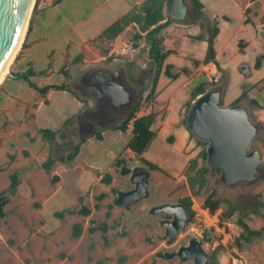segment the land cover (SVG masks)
Here are the masks:
<instances>
[{"label":"rangeland","instance_id":"obj_1","mask_svg":"<svg viewBox=\"0 0 264 264\" xmlns=\"http://www.w3.org/2000/svg\"><path fill=\"white\" fill-rule=\"evenodd\" d=\"M44 1L48 3L46 10L33 14V38L39 36L46 25L51 31L62 25L64 37L50 38L35 47L33 55L38 60L34 65L36 68L45 67L46 72L39 73L34 79L42 85L62 83L65 76L61 69L65 67L71 73L76 95L57 89L42 94L24 78L12 76V71L20 72L21 66L26 70L30 65L29 59H24L32 44L30 35H27V45L21 48L19 58L1 86L14 90L13 97L4 101L0 110V193L11 188L10 174L16 168L21 169V183L5 204V215H0V264H168V260L160 256V251L167 247L160 236L163 228L148 212L157 199L156 195L141 201L131 214L116 201L117 189L129 180L119 171V159L130 164L142 162L128 147L131 128L125 132L112 126L101 129L103 140H99L96 134L85 137L87 131L81 133L78 116L83 112L84 102H92L75 89L76 84H83L89 71L124 64L130 66L137 76L153 78L155 66L150 62L148 44L145 40L140 41L139 47L133 44L138 30L136 25H130L116 39L99 38V34L136 0H108L105 3L104 0H40L39 7ZM203 1L207 4L205 10L209 16L223 14L219 20L222 30L217 47L219 59L228 73L219 70L215 64L193 67L190 57H203L207 43L194 40L190 35L208 31L202 20L194 15L192 2L186 0V5L182 6L186 15L182 19L175 18L164 30L166 43L178 51L166 60L165 65L174 63L181 75L172 79L163 71V83L158 87L159 98L147 99L152 87L150 82L137 112L142 115L149 112L154 103L157 104L155 109L159 115L153 127L158 134L146 149L145 156L168 169L174 181L157 185L161 174L154 171L155 193L160 188L163 190L168 185L186 181L185 168L202 149L196 136L184 124L192 79L205 75L210 82L221 84L229 76L225 103H232L245 87H249L251 95L264 104V64L261 68L255 67L258 56L264 55V38L257 31L264 27V0L254 3L249 14L258 22L257 30L252 23L245 22L247 0ZM166 13L170 15L168 8ZM224 15H229L232 20H227ZM240 42L244 47L247 44L245 51L240 49ZM81 52L84 59L74 62ZM262 59L264 61V57ZM243 64L250 67L245 78L241 75ZM187 66L194 69L189 76L182 72ZM242 103L249 105L255 121L264 123V118L259 117L256 106L249 99ZM42 127L57 130L56 138L53 141L43 138ZM170 135H174V142L169 141ZM81 141H84L81 152L75 160L64 162L58 159L51 172L44 168L43 162L51 154L55 157L67 155ZM253 147L260 148L264 165V130L255 139ZM106 173L113 177L110 183L103 180ZM56 175L59 179L54 181ZM213 187L218 189L219 196L228 197L239 205L241 210L232 218L222 220V213L229 209L227 203L215 213L204 206ZM187 189L189 191V187ZM101 193L107 195L98 209L97 196ZM81 196L92 208L90 214L67 213L65 218L56 214L68 208H80ZM192 200L197 227L200 230L214 229L218 241L227 247L219 253L222 264H264V235L251 243L244 242L243 247L237 245L242 233L238 218L243 212L248 213L246 220L253 228L264 226V179L254 186L245 185L238 189L209 180L201 193L192 194ZM141 216L144 218L137 224ZM76 223L83 224L79 236L73 235ZM104 223L108 226L107 238L101 229ZM90 226L98 230L91 232ZM176 262L174 260L172 264Z\"/></svg>","mask_w":264,"mask_h":264},{"label":"trees","instance_id":"obj_2","mask_svg":"<svg viewBox=\"0 0 264 264\" xmlns=\"http://www.w3.org/2000/svg\"><path fill=\"white\" fill-rule=\"evenodd\" d=\"M62 1V0H60ZM193 4V13L197 19L202 20V25L206 27L208 31V35L205 33H200L196 35H190V37L194 40H206L208 42V47L204 57L197 58V57H190L193 61V67L199 68L201 65L214 63L219 70L226 71V69L221 64V61L218 58V51L216 48V39L221 32L220 22L215 18H211L208 16L205 10V2L203 0H190ZM170 0H142V2L133 5L130 9H128L124 14H122L119 18H117L114 22L108 25L100 34L99 38L102 39H116L120 34H122L130 25L135 24L138 27V30L134 34L133 44L136 47L140 46V41L145 40L148 44V54L150 58V62L153 66H155L154 75H153V83L149 94L147 95L148 100H154L158 94V87L160 78L162 73H164L172 78L177 79L181 73L180 72H173V68L175 67L174 63H166V60L169 58L170 55L174 53H178L177 49L175 48H168L166 45V35L164 30L172 24L175 20L174 15L167 16L166 9L168 8ZM40 0H37L34 15L38 12ZM252 11V7L248 6L245 9L246 14V23H253V20L250 17V13ZM34 15L31 21V25L29 28L28 37L30 32L33 28V21ZM227 20H232L229 15H224ZM254 24V23H253ZM27 37V38H28ZM27 45V40L24 42V47ZM240 49L244 50V46L242 42L239 43ZM21 53V52H20ZM17 56L16 60L20 56ZM264 55H260L257 58L255 67L261 68L263 65V58ZM84 59V53L81 52L74 59V62H79ZM193 67L187 66L183 68L182 72L185 75H191L193 72ZM46 70H41L40 73H44ZM61 72L65 76V80L62 83H49L45 85H40L37 81L32 79V76L36 75L38 72L35 70L33 66H29L28 69L24 71H20L17 73L11 72L12 75L16 76L17 78H24L28 81V83L33 86L35 89L40 91L42 94H47L50 89H57V90H68L72 94L76 95L71 83V73L68 69L63 67ZM228 73V72H227ZM217 82H210L205 75L201 76L200 78L192 81L190 83L191 86V99L187 103V111L191 107L192 100L201 92L205 91L208 87H213L216 85ZM2 89V88H1ZM0 89V91H1ZM250 88L245 87L242 93L233 100V103H241L244 100L249 99L250 103L252 104H259V101L256 98H250L249 92ZM141 104H138L136 109L129 114L122 122L118 123L114 128L121 130V131H128L131 128L132 136L129 139L128 147L139 157V159L151 165L154 169H158L162 171L164 174L171 176V173L161 166L160 164L152 161L151 159L145 156V151L152 142V140L157 136L158 132L153 127L156 120L158 112L155 110H151L150 112L144 113L142 115H137V112L140 109ZM184 124L187 125V116L184 118ZM187 128L189 129L188 125ZM190 130V129H189ZM41 133L43 138L53 141L58 131L50 128V127H42ZM190 133L194 135L193 132ZM96 136L99 140L104 139V135L102 134V130L96 133ZM169 141L174 142L175 137L174 135L169 136ZM84 141L77 143L74 148L67 154L62 155L59 157H55L51 154L44 162L43 166L48 171L51 172L53 164L56 160L60 159L64 162H72L75 160L80 152L81 146ZM198 144L202 145V149L200 152L195 156L192 157L186 168H185V175L187 177V181L191 187L193 194H199L205 188L208 182V174L211 170V167L208 164V152H207V141L197 139ZM125 161L124 159H119V164ZM20 168H16L11 174V188L13 192L17 191L19 184L21 183L20 179ZM221 171V169H219ZM59 176L56 175L54 181H57ZM113 177L110 173H106L104 176V181L110 183ZM107 194L101 193L97 196V203L96 208L100 209L102 207V200L105 198ZM117 201V198H116ZM80 202L82 206L78 209L75 208H68L63 211H58L56 214L59 215L61 218H65L67 213H83V214H90L92 212V208L84 203V197H80ZM8 203V202H7ZM5 203V204H7ZM193 203L191 198L190 205ZM223 203H227L229 205V209L222 213V220L232 218L238 210H241L239 205H237L232 199L228 197H222L218 195V190L214 189L213 192L205 199L204 206L208 208L212 213L217 212ZM5 204L0 205V215H5L4 206ZM257 213H260L259 210H256ZM109 214H111L109 212ZM248 213L243 212L238 218V223L242 227V233L240 238L237 239V245L239 247H243L244 242L251 243L255 240V238L264 235V226L261 228H253L249 222L246 220ZM104 236L107 238V231L108 226L107 223H104L101 227ZM98 230L97 227L90 226L91 232H96ZM83 232V224L76 223L74 224L73 235L79 236ZM226 245L222 244L218 248V250L214 253L213 264H222L218 254L222 250H226Z\"/></svg>","mask_w":264,"mask_h":264},{"label":"water","instance_id":"obj_3","mask_svg":"<svg viewBox=\"0 0 264 264\" xmlns=\"http://www.w3.org/2000/svg\"><path fill=\"white\" fill-rule=\"evenodd\" d=\"M36 3L37 0H0V74L21 42V48L23 47ZM185 5L186 2L183 0H170L168 4L170 14L176 17L185 14L182 10V6ZM259 34L264 38V27L259 29ZM241 70L248 73L250 67L243 64ZM173 72H178L176 67L173 68ZM228 85L229 76L221 84L208 87L199 93L192 100L188 110L187 125L197 139L208 142V164L211 169H221V179L226 186H234L242 181L254 186L264 179L262 152L260 148L253 147L255 139L264 130V123L252 118L248 104L224 102ZM109 92L113 97V106L121 105L130 97L129 92L123 87L110 88ZM107 106L109 108L111 105ZM118 123L119 118L112 114L111 119L102 124V127L103 129L115 127ZM95 129L93 124L88 128L85 137L95 135ZM119 171L122 175L128 176L129 180L123 187L117 189V202L131 214L142 200L154 197L155 186L152 181L154 168L144 162L130 164L123 161L120 163ZM12 195V188L0 193V205L7 203ZM164 211L176 212L174 219L162 220V224L167 228V235L174 237L176 232L186 225L188 210L183 205L171 207L166 203H158L152 205L148 212L150 215H157ZM140 222L141 219L136 221L137 224ZM198 247L199 254H195L188 246H183L178 252L164 250L163 253L169 259H174L179 254L183 260L195 258L196 264H207L206 250L200 244ZM187 251L190 254H186Z\"/></svg>","mask_w":264,"mask_h":264},{"label":"flooded vegetation","instance_id":"obj_4","mask_svg":"<svg viewBox=\"0 0 264 264\" xmlns=\"http://www.w3.org/2000/svg\"><path fill=\"white\" fill-rule=\"evenodd\" d=\"M183 1L186 2V0ZM184 16L185 14H182L177 17L175 16V18L182 19ZM150 82L153 83V78L150 76H137L134 74V70L130 66L124 64L112 68L97 67L96 70L86 73L85 77L83 78V84H76L75 88L77 91L80 90L84 97L92 100L91 103H89V101L84 102L85 107L83 112L78 115L81 133L87 131L88 128H90L93 124L96 128L95 132H99L101 129H103L102 124L107 123L109 119H111L112 114H115L117 118H119V123L122 122L136 109L138 104H141V98L143 97L144 91ZM119 87H123L126 91H128L130 97L121 105L113 106V97L111 96L109 89H117ZM108 104L111 105L109 108L107 106ZM154 171H158L161 174L160 178L156 182L157 185H163L166 182L171 183L174 181L173 175L169 170L168 171L171 173V176L164 174L158 169H154ZM209 180L215 184L225 185L222 182L221 171H219V169L210 170L208 174V182L205 188L208 186ZM245 185L248 184L242 181L230 187L238 189ZM188 187L189 191L187 189ZM214 189L216 188L213 187L212 191L207 195V197L213 192ZM192 194L191 187L186 177V181H183L178 185H168L163 190L162 188L158 189L155 193L157 199L151 204L152 206L158 203H166L171 207L183 205L189 213V216L186 220V225L180 228L174 237L167 235V228L162 224V220L174 219L176 212L169 213L164 211L161 214L154 215L155 221H157V223H159L163 228V233H161L160 236L167 246L160 251V256L163 259H167L168 264H172L174 260L177 261L175 264H186L188 262L191 264H196L195 258L183 260L179 254H177L174 259H169L166 255H164L163 251L167 249L171 252H178L183 246H188L190 249H193L195 254H199L200 251L198 244H200L208 254L207 264H213L214 253L218 250L220 245L223 244L221 241H218V234L214 229L200 230V228L197 227L195 223L196 211L194 204L192 203L190 205ZM143 218L144 217L141 216V221ZM157 238H159V235H157ZM193 240L196 241L193 242ZM186 254H190V252L187 251ZM218 257L220 258L219 254Z\"/></svg>","mask_w":264,"mask_h":264},{"label":"crops","instance_id":"obj_5","mask_svg":"<svg viewBox=\"0 0 264 264\" xmlns=\"http://www.w3.org/2000/svg\"><path fill=\"white\" fill-rule=\"evenodd\" d=\"M108 0H104V3L105 2H107ZM258 0H247V4H246V6H245V9L248 7V6H251L252 7V10L254 9V7H253V4L254 3H256ZM140 2H142V0H136V2L135 3H133V4H130V6H129V8L128 9H130L133 5H135V4H137V3H140ZM47 1H44V4H42L40 7H39V9H38V12L39 11H41V10H46L45 8H46V6H47ZM205 5L207 6V4L205 3ZM98 7H101V5L100 6H98ZM206 8V7H205ZM127 9V10H128ZM126 10V11H127ZM207 13V12H206ZM223 14H216V13H214L213 14V16H209V17H211L212 19L213 18H215V17H217V19L218 20H220V18H222L223 16H222ZM251 18H252V20H253V25H254V27L256 28V30H257V27H258V22L256 21V19L253 17V16H251ZM245 19H246V16H245ZM82 23V21H80L79 22V24H81ZM56 25V24H55ZM135 24H133V26H134ZM34 27H35V25H34V22H33V28H32V30H31V32H30V42L32 43L29 47H28V51L26 52V56H25V60H27V59H29V61L28 62H30V65L29 66H33L34 68H35V70L38 72L36 75H34V76H32V79H34L37 75H40L39 73H40V71L41 70H46L45 69V67H42V68H36V66L34 65V62H35V60L37 59V57L36 56H34L33 55V53H35L34 52V50H35V47L38 45V44H43V43H45L47 40H49L50 38H54L55 37V39L57 38V36H61V37H64V32H63V26L62 25H57L55 28H54V30L53 31H51V29H50V26L49 25H46V27H43V29H42V33L39 35V36H37L36 38H33V31H34ZM131 27V26H130ZM260 29V28H259ZM221 30H222V28H221ZM258 31V33H259V30H257ZM200 33H205L206 35H208V32H205L204 30L203 31H201V32H198V33H192V34H194V35H196V34H200ZM220 34H221V32H220ZM219 34V35H220ZM51 35L53 36V37H51ZM166 35V34H165ZM219 35H218V37H219ZM218 37H217V39H216V48H217V51H218V58H219V49H218V47H217V45H218ZM201 41H204V42H206L207 43V45H206V47H205V53H206V50H207V47H208V42L206 41V40H201ZM166 45H167V47L168 48H174V47H172V46H168V44L166 43ZM247 47V44L245 45V47H244V50H245V48ZM205 53H204V55H205ZM171 56V55H170ZM169 56V57H170ZM194 57V56H193ZM204 57V56H203ZM197 58H199V57H197ZM202 58V57H201ZM38 60V59H37ZM220 60V59H219ZM221 61V60H220ZM21 62L22 61H20V64H21ZM27 62V63H28ZM23 64V63H22ZM210 64H214V63H210ZM221 64L223 65V67L224 68H226L227 69V67L225 66V64H223L222 63V61H221ZM263 64H264V61H263ZM204 65H209V64H204ZM29 66L27 67V68H29ZM26 68V69H27ZM22 70H24V68H23V66H21V69H20V71H22ZM194 70V69H193ZM243 72V71H242ZM247 73L246 72H243L241 75L243 76V78H245L247 75H246ZM13 76V75H12ZM35 80V79H34ZM166 80V79H165ZM195 79H192L191 81H190V83L192 82V81H194ZM36 81V80H35ZM39 83V82H38ZM161 83H163V76H161V78H160V82H159V85H161ZM40 84V83H39ZM40 85H42V84H40ZM13 90H14V88L13 89H8L7 88V86L5 85V87L4 88H2L1 89V91H0V110L3 108V104H4V101H6V100H8L9 98H12L13 97ZM249 97L250 98H256L258 101H259V104H255V106H256V108H255V111L258 113V115H259V117H261V118H264V104L258 99V97H256L255 95H251V90H250V92H249ZM156 98H159V96H157ZM157 106V104L156 103H154V105H152V107H151V109L149 110V112L151 111V110H155V111H157L156 109H155V107ZM158 115H159V113H158ZM158 115H157V117H158ZM10 118L11 119H13V117L12 116H10Z\"/></svg>","mask_w":264,"mask_h":264},{"label":"bare ground","instance_id":"obj_6","mask_svg":"<svg viewBox=\"0 0 264 264\" xmlns=\"http://www.w3.org/2000/svg\"><path fill=\"white\" fill-rule=\"evenodd\" d=\"M25 33H26V30H25V32L23 34L22 41H23V39L25 37ZM21 44H22V42L20 43V45L18 46L16 52L14 53V55L12 56V58L8 61V64L6 65V67L4 68V70L2 71V73L0 74V88L4 84V82L6 81V79L8 78V75H9V73L11 71V67L14 64L15 60H16L15 57H16V55L18 56L19 51L21 49Z\"/></svg>","mask_w":264,"mask_h":264}]
</instances>
